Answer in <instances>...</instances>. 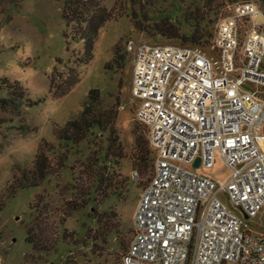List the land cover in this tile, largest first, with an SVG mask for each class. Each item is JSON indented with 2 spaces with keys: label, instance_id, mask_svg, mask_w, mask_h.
<instances>
[{
  "label": "rangeland",
  "instance_id": "rangeland-1",
  "mask_svg": "<svg viewBox=\"0 0 264 264\" xmlns=\"http://www.w3.org/2000/svg\"><path fill=\"white\" fill-rule=\"evenodd\" d=\"M232 1L101 0L110 17L97 30L91 58L82 62V40L68 34L70 26L65 27L60 16L62 0H0V97L14 92L39 99L30 106H0V264H121L137 196L151 172L146 145L143 169L131 156L135 136L144 142L145 133L134 119L131 56L124 51L125 41L182 42L162 34L160 29L171 24L184 36L199 33L198 44L204 46L216 17ZM257 1L264 9V0ZM3 80H16L19 88ZM90 87L98 88L102 108L115 109L111 126L123 156L114 161L106 153L107 128L93 126L76 143L53 133L55 125L78 115ZM259 132H264V120ZM42 140L66 153L65 165L37 185L8 195L6 183L17 168L31 166ZM197 169L213 177L228 172L218 159ZM115 184L123 186L115 189ZM80 200L81 205L70 208ZM41 213L56 227L53 247L47 250H35L25 241L26 229ZM253 228L264 231L259 225Z\"/></svg>",
  "mask_w": 264,
  "mask_h": 264
},
{
  "label": "built area",
  "instance_id": "built-area-1",
  "mask_svg": "<svg viewBox=\"0 0 264 264\" xmlns=\"http://www.w3.org/2000/svg\"><path fill=\"white\" fill-rule=\"evenodd\" d=\"M124 51L151 172L121 264H264L263 7L232 1L204 46L127 39ZM215 159L224 176L197 169Z\"/></svg>",
  "mask_w": 264,
  "mask_h": 264
},
{
  "label": "trees",
  "instance_id": "trees-1",
  "mask_svg": "<svg viewBox=\"0 0 264 264\" xmlns=\"http://www.w3.org/2000/svg\"><path fill=\"white\" fill-rule=\"evenodd\" d=\"M100 1L101 0H62L60 16L64 21L65 27L70 26V31L67 30L68 34H70L72 38L82 40L83 50L79 56V59H81L82 62H87L91 58L93 40L97 30L103 22L110 17L109 11L105 9ZM70 24H74V26ZM160 30H162V34L167 37L179 38L182 42L188 41V43H199L200 34L197 32H190L187 37L181 32H178V30L171 24H167V26ZM115 47L116 45L114 46L112 57L116 59ZM3 84L12 88L18 86L19 88L16 80L12 82L3 80ZM62 93L54 95L58 96ZM38 101L39 99L22 98L20 95H15L13 92L9 97H0V106L4 107L8 105L17 107L22 104L30 106L36 104ZM114 110L115 109L109 107L102 108L99 104L98 88L90 87L86 92L82 108L78 115L66 119L63 124L55 125L53 133L55 137L60 140L76 143L85 136L86 131L89 129L91 131L93 126L101 130L107 128L106 153L111 157V160L119 159L123 154L116 133L111 126L115 114ZM145 143L146 139L143 142L140 139V136H135L133 150L131 152L134 164L142 169L144 168V162L146 160L145 153L147 149L145 148V145L148 148L147 143ZM49 151H56V154L51 157L48 155ZM66 158V153L64 151L55 150L52 143L47 140H42L41 144L38 145L34 152L31 166L28 168H17V172L13 173L10 181L6 183L4 187L5 192L8 195H12L21 187L37 185L44 177L51 173H55L58 169L63 167ZM120 182L124 183V178H120ZM122 186L123 184H115L113 188L121 189ZM100 189L101 188H99V190ZM101 195L105 196L104 192L101 193ZM92 200H94V198H92ZM68 203L71 202L68 201ZM81 203H83L82 200L70 208H75L81 205ZM3 204L4 201L0 195V208ZM35 207H37V205H35ZM102 225L106 230L108 226L106 221L102 222ZM55 232L56 227L51 226L48 220H46L45 214L43 215L41 213L34 219L33 227H28L26 229L25 241L29 242L31 247L35 250H47L53 247Z\"/></svg>",
  "mask_w": 264,
  "mask_h": 264
},
{
  "label": "water",
  "instance_id": "water-1",
  "mask_svg": "<svg viewBox=\"0 0 264 264\" xmlns=\"http://www.w3.org/2000/svg\"><path fill=\"white\" fill-rule=\"evenodd\" d=\"M197 164H198V158H196L195 161L193 162L194 166H197Z\"/></svg>",
  "mask_w": 264,
  "mask_h": 264
}]
</instances>
